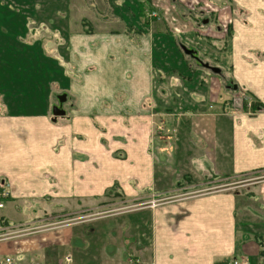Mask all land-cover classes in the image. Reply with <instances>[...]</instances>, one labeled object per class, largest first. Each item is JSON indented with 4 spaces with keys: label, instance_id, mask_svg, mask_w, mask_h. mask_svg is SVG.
<instances>
[{
    "label": "crops",
    "instance_id": "1",
    "mask_svg": "<svg viewBox=\"0 0 264 264\" xmlns=\"http://www.w3.org/2000/svg\"><path fill=\"white\" fill-rule=\"evenodd\" d=\"M32 2L0 0V231L113 186L135 199L264 172V0H151L147 22L140 0H90L93 17ZM45 228L0 236V264L59 262L64 237L31 236ZM117 233L101 264H264V180L144 206Z\"/></svg>",
    "mask_w": 264,
    "mask_h": 264
},
{
    "label": "rangeland",
    "instance_id": "2",
    "mask_svg": "<svg viewBox=\"0 0 264 264\" xmlns=\"http://www.w3.org/2000/svg\"><path fill=\"white\" fill-rule=\"evenodd\" d=\"M15 4L14 8L21 9L18 12H32L35 11V5L32 1L37 0H13ZM144 4V21H150L151 18L148 19L146 17V13L151 11V0H140ZM93 2V0H92ZM137 2V0H136ZM17 3V4H16ZM102 3V0H101ZM154 4H158L160 7L163 5V0H156ZM20 5V6H19ZM61 6V5H59ZM97 6V4H92L90 0H79L77 2V15H91L93 17L94 12H92V7ZM154 6V5H153ZM37 7V5H36ZM155 7V6H154ZM155 10V9H152ZM49 13H51V8L49 7ZM156 16L157 12L155 11ZM127 17V16H126ZM98 18V16H97ZM98 21L99 20H94ZM103 24V23H102ZM108 27L113 28L115 26V22L112 20H107ZM117 24H121V22H117ZM128 28H134L130 23L125 25ZM21 79L20 77H18ZM15 78H13L14 81ZM14 85V84H13ZM34 84H28L27 87L29 90H32ZM56 103L57 98L54 100ZM9 104L18 102V101H7ZM24 102L25 101H19ZM31 102V101H28ZM24 103L21 106H24ZM259 180H264V172L249 174V175H241L238 176L234 180H220L217 182H207L200 186H188L183 188H177L171 192L169 195H148L147 191H143L139 193V195L135 199H124V196L119 192L118 188L113 186L111 187L104 195L100 196L98 199H93L92 203L89 204H81V202H76V206L74 210L70 212L61 211L59 215H50L47 216L49 218H45L42 216L41 219L33 220L32 222L25 225V227H35L28 228L34 230L51 228L55 227L52 230L48 231H38L37 234H31L33 238H36L37 241H40L41 236H45L46 233L48 235L47 240H56L58 239L55 234L58 236L64 237L61 241L58 240L59 245L52 247L49 251H47L51 256L54 254V258L57 257V261L62 264H101L103 258L109 256L111 251H113V247L110 245V239L116 237L118 235L117 229L118 226L122 224L123 219L131 220L133 218V214L137 213L139 209L144 206H151L157 204L158 202H162L164 200L176 199L186 195H195L206 192H213L217 190H225V189H242L251 185L252 183H257ZM190 183V181H183V184ZM180 186V185H179ZM1 187V183H0ZM2 190V189H1ZM6 192V191H5ZM8 194V193H7ZM7 196V195H6ZM5 196V197H6ZM3 203V201H2ZM3 205V204H2ZM5 207H0V211L3 212ZM131 214H126V213ZM124 213V214H122ZM11 219H8V227H10V231L1 230L0 236H5L8 234H19L20 232L27 231L28 229H22L19 227L18 223L21 222L19 213H14ZM53 214V213H52ZM126 214V215H125ZM18 226V227H17ZM38 226V227H36ZM45 228V229H46ZM29 230V231H30ZM79 232V239H74L72 241L67 240L68 233H76ZM66 232V233H65ZM31 236H26L31 237ZM25 237V238H26ZM84 242V244H83ZM44 244V243H43ZM39 252L34 253L30 251L28 256L30 260H43L44 257L41 256L44 252L41 250ZM46 253V252H45ZM37 254L41 256L37 257ZM63 256V257H62ZM65 256H69V261H65ZM48 258V257H47ZM24 264L23 262H21ZM35 263V262H34ZM3 264V263H2ZM33 262L31 261V263Z\"/></svg>",
    "mask_w": 264,
    "mask_h": 264
},
{
    "label": "built area",
    "instance_id": "3",
    "mask_svg": "<svg viewBox=\"0 0 264 264\" xmlns=\"http://www.w3.org/2000/svg\"><path fill=\"white\" fill-rule=\"evenodd\" d=\"M154 17L156 16L155 10H151L148 13H146V17ZM7 195V192L1 191L0 192V207L2 206V198ZM70 257L65 256V261H69ZM3 264H21L18 260H16L13 256L11 255H5L2 259ZM33 264H38V263H33ZM47 264H62V263H47ZM216 264H248L246 260L244 259H239L237 257H231L230 259L219 261Z\"/></svg>",
    "mask_w": 264,
    "mask_h": 264
},
{
    "label": "trees",
    "instance_id": "4",
    "mask_svg": "<svg viewBox=\"0 0 264 264\" xmlns=\"http://www.w3.org/2000/svg\"><path fill=\"white\" fill-rule=\"evenodd\" d=\"M242 104H243V108H248L247 105H246V101L245 100H243V103ZM257 104L258 103L256 101H252L250 108L252 110L256 109L257 108L256 106H258Z\"/></svg>",
    "mask_w": 264,
    "mask_h": 264
},
{
    "label": "water",
    "instance_id": "5",
    "mask_svg": "<svg viewBox=\"0 0 264 264\" xmlns=\"http://www.w3.org/2000/svg\"><path fill=\"white\" fill-rule=\"evenodd\" d=\"M62 98H63V96L60 97V99H62ZM54 112L55 113H61L62 111H60L58 108L54 107Z\"/></svg>",
    "mask_w": 264,
    "mask_h": 264
}]
</instances>
